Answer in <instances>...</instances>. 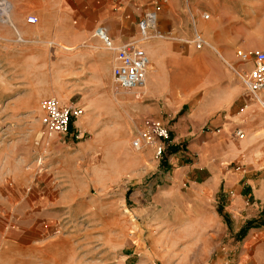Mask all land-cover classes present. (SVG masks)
Returning <instances> with one entry per match:
<instances>
[{"label": "rangeland", "instance_id": "374dc122", "mask_svg": "<svg viewBox=\"0 0 264 264\" xmlns=\"http://www.w3.org/2000/svg\"><path fill=\"white\" fill-rule=\"evenodd\" d=\"M29 1L0 0L8 3L0 21V264L249 261L250 245L246 244L254 232L262 230L264 217L251 221L232 217L225 211L221 191L212 203L222 212V239L198 232V220L184 210L185 200L167 193L172 186L169 159L174 157V145L163 159H157L152 150L133 149V139L151 118L144 112L156 103L147 88L144 98L137 99L134 92L114 83L109 90L91 87L85 76L69 73L62 82L55 73L54 56L35 55L22 44L11 42L16 51L8 55V38H12L7 26L10 19L24 15L23 6ZM168 4L174 17L163 12L160 27L163 31L174 28L178 40L143 43L151 63L157 68L149 46L167 48L169 54L182 58L204 54L228 69L242 86L236 101L219 113L240 109L247 88L214 49L223 51L237 70L251 69L252 64L242 63L239 54L264 52V0H219V8L199 12L209 14L205 25L197 29L214 48L201 51L190 42L194 27L187 0ZM212 84L221 91L233 81L213 79ZM205 92V87L186 89V101L176 117L192 114ZM48 97L84 112L64 136L47 132L41 124L39 104ZM157 103L167 112L164 98ZM258 113L264 116L262 109ZM210 126L202 130L210 133L214 130ZM256 138L262 158L264 132L256 133ZM186 190L182 186V192ZM254 237V245L263 240L262 235Z\"/></svg>", "mask_w": 264, "mask_h": 264}, {"label": "crops", "instance_id": "0c3cea01", "mask_svg": "<svg viewBox=\"0 0 264 264\" xmlns=\"http://www.w3.org/2000/svg\"><path fill=\"white\" fill-rule=\"evenodd\" d=\"M155 1L30 0L23 6L24 15L10 19L7 26L8 37L12 38H8V55L16 51L9 46L11 42L26 45L35 55L47 59L54 56L55 73L61 79L69 73L74 77L85 76L91 87L109 90L114 83V53L104 48L97 29H104L116 44L136 39L142 14L151 9ZM169 1L163 6L161 19L163 12L168 18L174 17ZM218 1H187L197 27L206 21L203 14L198 13L219 8ZM31 15L38 18V24L27 22ZM214 50L236 73L248 74L253 68L252 65L248 71L237 70L223 51ZM149 52L157 68L147 51L150 62L147 93L156 103L144 114L166 124L175 152L173 159H169L173 173L172 186L167 193L180 195L185 200L184 210L192 220H198V232L206 231L210 237L219 235L222 239L225 231L221 214L212 203L221 191L226 197L225 211L232 217H247L249 221L264 217V157H260V149L254 144L256 133L264 132V116L258 113L261 110L259 100L247 90L240 109L219 113L234 103L236 95L242 91L240 82H235L228 69L208 60L204 54L182 58L169 54L167 48L151 46ZM213 79L232 80L233 84L220 91L212 84ZM197 87L206 90L198 107L186 117H176L186 101L183 92ZM161 97L166 100L167 112L157 103ZM207 124L214 128L210 133L202 130ZM237 131H243L245 136L248 134V138H236ZM182 186H187L185 192ZM253 234L262 235L263 240L254 245L255 237L251 236L246 244L250 245L246 252L249 261L243 264H264V227Z\"/></svg>", "mask_w": 264, "mask_h": 264}, {"label": "built area", "instance_id": "2783aa9c", "mask_svg": "<svg viewBox=\"0 0 264 264\" xmlns=\"http://www.w3.org/2000/svg\"><path fill=\"white\" fill-rule=\"evenodd\" d=\"M167 2L168 0H156L152 8L143 14L138 23L139 39L116 44L104 29L98 28L96 31L104 48L114 53L112 69L114 84L121 90L134 92L137 99L144 98L150 66L147 51L142 44L151 40H178L174 28L163 31L160 27V14ZM6 7L8 3L0 2V21H3V16L8 12ZM203 18L209 19V14L204 13ZM38 21L34 15L27 18V22L31 25L38 24ZM192 22L194 32L193 40L190 42L196 50L214 49L202 32L197 29L196 21ZM239 56L243 63H251L253 68L248 74L237 73V75L248 92L259 100L261 109L264 111V97H261L264 94V52L240 53ZM39 110L41 124L46 131L62 136L68 134L73 121L84 114L80 108L62 106L56 98L43 99L39 104ZM144 124V128L132 141L133 149L152 150L157 159H163L172 144L170 130L162 120L156 118H148ZM236 137L244 139L245 133L237 131Z\"/></svg>", "mask_w": 264, "mask_h": 264}, {"label": "trees", "instance_id": "16d2710c", "mask_svg": "<svg viewBox=\"0 0 264 264\" xmlns=\"http://www.w3.org/2000/svg\"><path fill=\"white\" fill-rule=\"evenodd\" d=\"M219 212H220V214H222L221 210H220ZM241 232H242V233L245 232V229H244V230L242 229Z\"/></svg>", "mask_w": 264, "mask_h": 264}]
</instances>
